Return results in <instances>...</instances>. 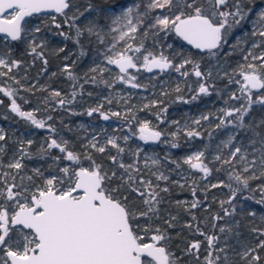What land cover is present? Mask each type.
<instances>
[{"label": "trees", "instance_id": "16d2710c", "mask_svg": "<svg viewBox=\"0 0 264 264\" xmlns=\"http://www.w3.org/2000/svg\"><path fill=\"white\" fill-rule=\"evenodd\" d=\"M130 2L138 3L141 9L146 4L145 0H70V8L66 9L64 14L56 12L43 14L41 27L46 36H52L54 40L39 44L42 46L37 47L36 53H43V56L32 52L31 47L34 43L28 40L25 34L20 41L10 40L14 45L13 55L10 57L9 68L0 65V87L12 90L13 97L0 92V120L7 123L4 133L7 148L18 147L22 152L23 167L15 172L13 179H10L11 184L17 185L13 191L23 192L25 188L33 187L34 180L29 171L30 166L36 161H40L44 168L48 167L62 177L63 185L69 183L68 176L71 175V171L77 170L81 164L91 168L93 161L95 164L114 166L130 162L133 155L131 156L127 151L128 146H125L126 140L124 139H121L125 146L123 152H119L118 148L113 146L110 150L105 149L104 152H99L97 149L81 145L83 139L80 138V132L76 129L77 120L79 118L98 120L102 116L101 112L107 114L105 111L109 104L116 108L119 106L127 108L123 115L115 116L108 113V116L110 115L114 122L124 125L125 129L133 132L134 135L140 134L138 129L142 116L157 120L161 124L163 119L173 116V110L181 107L183 103L190 101L193 103L196 101L197 105L202 103L204 97L202 93H199V87L203 82L209 84L208 89L211 91V96H216L227 106L231 105L232 99L227 95L231 92L237 94L243 82L240 73L242 69H247V63L250 64L244 58L249 42L254 38L249 32V18L254 16L257 4L264 0H239L241 9L246 14L245 19L226 31L224 35L226 42H223L219 49L213 50L215 55H211L208 50L200 52L189 46L188 49H182V52H188L189 61H191L179 71V73H187L185 81L179 86L169 85V88L165 89L166 92L161 94L162 97L160 96L161 102L148 107L134 106V96H130L127 98L128 101L124 102V98L119 100L117 97L109 98L112 96L111 93L108 94L105 103L99 105L95 103L99 94L105 93L108 88L113 90L119 86V83L111 85L107 72L102 71L101 63L98 64L95 60V57L101 56L102 60L106 61V57L112 55V48L105 47L107 40L104 33L108 22L100 10L115 9ZM173 2L175 4L176 0ZM236 2L237 0H229L228 5L222 6L220 10L234 11ZM198 3L206 13L215 10L211 0H198ZM89 5L92 6L91 9ZM165 9L168 15L176 12L175 8L171 12ZM41 15L34 14L30 18H39ZM53 17H55V22H53ZM144 19L145 24L135 34V40H132L134 47L143 44L141 52L149 51L151 43L165 46V42L169 39L174 44L186 45L174 31L149 28L147 24L149 17H144ZM90 20L98 23L99 27L95 31L100 33V38L86 31V27L90 26L88 23ZM229 23H232L231 18H229ZM56 24L60 27L57 28ZM76 26L83 30L79 37L76 36ZM241 32L240 38H237V34ZM257 37L258 48H264V37L259 36L258 33ZM101 38L103 43L100 42ZM129 54L133 55L139 64L141 63L140 53L130 52ZM13 61H18L19 64L12 67ZM240 61H244V64ZM93 65L96 66L93 67ZM172 65L171 68L176 69L175 60L172 61ZM196 65L202 73L201 77L195 75ZM111 66L117 69L115 65ZM258 70L264 73V69ZM116 72L121 74L118 70ZM129 72L139 75L144 72V69L142 70L139 66L138 69H129ZM2 73H7V75H2ZM164 74H167V71L160 72V75ZM54 92H59L60 96H54ZM259 92L264 94V90L253 91V94L257 96ZM13 99L22 111L32 112L36 119L43 120L45 127L39 128L12 111L10 103ZM60 100H64L65 103L61 105ZM87 102H90L88 104L90 108L81 110ZM97 107H100V112H93L91 116L87 114L90 109ZM248 119L250 122L261 119L264 124V105L254 103L247 113ZM34 130L41 134L50 133L56 141L65 143L67 150L77 154L80 160L77 162L65 159L66 152H61L57 148H38L34 142L29 144L28 138L22 137L21 133ZM208 130L209 128H205L201 133L202 139L206 141V154L203 161L210 170V176L222 182L217 187H207L204 182L207 176H203L183 186L170 182L167 184V191H163L159 187L149 188L145 183L142 184L138 181L136 173L125 174L122 179L118 177L116 181L123 180L127 186V195L123 203L130 212L136 215V219L131 223L134 227L139 226L138 234L144 237L145 242L151 240L152 234L159 229L160 233L166 236L162 243L170 254L173 264H206L205 257L212 259L214 264H249L251 255L256 254L260 255L261 260L252 262V264H264V249L257 247L259 242L264 240V235L253 231V229L264 230V203H261L264 199V191H262L264 189V164H254L247 172H244L236 168L228 154L219 155V160L215 159L216 157L212 154L213 151L215 152L212 147L213 139ZM163 140L167 141L170 149L167 157L170 164L174 165L173 173L175 174L185 165L181 156L185 153L186 147L189 144L195 145L199 141L198 136H189L188 132L184 131L177 135H170V140H165L163 133L158 142ZM88 157H91V160ZM111 157H116V161L114 162ZM229 159L232 161L231 164L223 163L224 160ZM65 167L70 169L67 176L61 171ZM230 174H242L245 177L255 178L249 179L248 187L245 188L235 180H230ZM129 175L134 178L132 181H129ZM136 189L144 193L149 191L158 193L159 202H153L152 211H148V205L144 203V200L149 197L140 196ZM234 190H237L235 198L229 203ZM31 193V190H27L24 195L30 196ZM115 195L119 196L117 192ZM136 195H139L141 200L134 199ZM187 197L193 199L190 206L182 202V199ZM11 202L6 201L5 195H0V206L9 210ZM194 203L195 207H193ZM142 212H147V216L139 215ZM13 228L15 226H12ZM221 228L224 229L223 232ZM211 237L217 239L209 245L208 238ZM194 242H199L198 250H190V245ZM248 249H255V252L244 258L243 253ZM0 251L4 252L2 248ZM0 258H2L1 255Z\"/></svg>", "mask_w": 264, "mask_h": 264}, {"label": "snow or ice", "instance_id": "6c2138e0", "mask_svg": "<svg viewBox=\"0 0 264 264\" xmlns=\"http://www.w3.org/2000/svg\"><path fill=\"white\" fill-rule=\"evenodd\" d=\"M211 2L215 10L207 13L198 3V0H191V2L189 0H176L175 4L173 0H150L143 13L139 11V4L126 6L119 13L108 9H101L100 11L103 16L111 20V25H114V27L110 26L109 30L118 32V37L113 38L112 49L116 48L119 41H125L126 38L135 40V34L145 24L144 17L148 16L152 10L167 8L171 12L175 8L176 12L172 15L156 16L154 22L149 24L148 27L159 31H174L176 35L182 37L183 40L195 48L207 49L211 55H215L216 53L213 50L219 49L222 43L226 42L224 40L226 31L234 25L240 24L245 19L246 14L242 11L239 0L234 5V11L220 10L222 6L226 7L228 5L229 0H211ZM91 7L89 5L90 9ZM69 8V0H0V34H3L5 39L20 41L27 31L24 27L25 18H30L34 14H39L47 9H54L56 13L64 14L65 10ZM229 18L232 20L231 24ZM53 22H55V17H53ZM88 23L90 26L86 27V31L100 38V33L95 31L99 27L98 23L95 20H90ZM259 24L261 29H264V11L259 13ZM56 27L59 28L60 25L56 24ZM34 30L36 32L40 31L39 27ZM82 31L79 26H76L77 37L82 35ZM61 34L63 35V33ZM253 34L256 35L257 33L254 32ZM258 35L264 37V30H260ZM100 42L103 43L102 38ZM41 46L33 44L31 47L32 52L36 53L37 47ZM142 47L143 44L134 47L133 44L127 43L123 50L115 51L114 55L106 57L109 64L119 67L121 75L117 79L130 84L134 88L140 87V85L134 82L136 80L135 76L127 74L129 69H136L138 63L133 55L128 53H140ZM36 54L43 56V53ZM252 59L260 60L259 68L264 69V54L253 56ZM190 62L187 59L184 60L175 70L179 72L185 64ZM18 64V61H13L11 66L15 67ZM0 65L5 68L10 67L4 59H0ZM141 66L148 71L152 69L164 71L173 67L168 57L163 54L156 56L150 52L143 55ZM195 67L197 69L195 75L201 77L202 73L198 70L199 66L196 65ZM2 75H7V73H2ZM69 75L71 76V73ZM240 75L243 79L240 92L244 96L245 104L241 105L240 108L226 110L224 114L227 117L236 114L237 120L240 122L239 126L242 127L244 117L252 105L254 103L264 105V95L258 96L255 100L253 99V90H264V73L259 72L256 64H248L247 70L242 69ZM236 83H240V81H236ZM208 91L207 86L200 85L199 93L208 94ZM0 92L8 97H13V91L8 88L0 87ZM53 95L58 97L60 93L54 92ZM73 96H75V93H73ZM230 98L240 99L235 93ZM59 103L63 105L65 101L60 100ZM11 108L12 111L27 119L33 125L39 128L45 127V122L36 119L32 112L22 111L15 99L12 100ZM93 112H100V107L90 109L87 114L91 116ZM101 115L105 120L109 119V116L102 112ZM112 115L119 116L120 113H112ZM203 118L207 119V117ZM231 122L229 121V123ZM224 123L225 121L221 120L217 127L224 125ZM139 132L140 138L145 141L159 140L161 137V133L152 130L148 122H143L140 125ZM188 135H199V133L189 131ZM4 139L2 130H0V140ZM232 139L234 137H230L226 143L230 144ZM28 143L31 144V141H28ZM108 143L113 147H117L119 152L124 151L123 148H119L114 139H109ZM91 146L96 147L95 144ZM48 147L66 152V159L69 161L78 162L80 160L77 154L61 147V144L57 143L55 139L51 140ZM97 150L104 152L105 148L100 147ZM238 153H241V149L236 147L231 153L232 158L234 159ZM203 155L202 152L195 153L189 156L185 163H188L192 168L200 169L207 176L210 170L202 161ZM240 158L244 160V154H241ZM88 159L91 160V157H88ZM111 159L114 162L116 161V157H111ZM215 159L219 160L220 157L217 156ZM153 163H156V161H153ZM223 163L231 164L232 161L230 159L224 160ZM254 163L255 161L249 162V166ZM262 163H264V159H262ZM92 164L91 168L80 166L78 170H72L71 175L68 176L69 183L67 187L58 186L63 185L64 181H58L56 177H53L47 179L43 187H37L36 191L31 193L30 196L24 195L27 192L26 188L23 192L13 191L17 187L15 184L8 186L4 193H0V195H5L6 201H14V210L11 213L8 208L0 206V248L4 250V257L0 258V264H153V262L154 264H173L166 247L160 244L166 239V236L160 233L159 229H156L155 231L160 234L152 235L151 242H145L144 237L138 234L139 226L134 227L133 223H130V221L136 219V215L130 212L125 204L121 202V199L117 198L115 193L118 189L110 188L105 183L106 180H110L112 177H109L106 172L102 174L101 166L96 165L94 161ZM119 166L125 168L123 163ZM8 167L19 170L23 165L18 160L13 164H9ZM127 167L132 168L133 166L128 165ZM134 170L138 171L137 169ZM248 170V167L244 168V172ZM36 171L39 174V170ZM61 171L66 176L70 173L68 167L61 169ZM115 175V172H113L112 176ZM159 178L167 179L164 176ZM252 178L255 177H245L242 174L229 175L230 180H235L245 188L248 187L249 179ZM133 179L129 175V181ZM141 183H146L149 188L151 187L150 182L141 180ZM213 187H217V185H213ZM136 191L142 197L145 195L149 197L144 200V203L148 205V211H152L153 202H159L157 200L158 193L155 191L144 193L140 192L139 189H136ZM163 191H167V189H163ZM236 191H233L229 203H231V199L235 198ZM21 198L24 200L23 203H21ZM261 203H264V199L261 200ZM195 206L194 203L193 207ZM147 214V212H142L139 215L147 216ZM16 225H22L24 228L30 229L31 236H25V243L17 246L14 250L10 232L12 226ZM221 231L223 232L224 229L221 228ZM253 231L264 235V230L253 229ZM215 239L217 238H208L209 245H212ZM257 247L264 249V240H261ZM199 248V242L190 245V250H198ZM254 252L255 249H248L243 253V257L247 258ZM205 260L206 264H214V261L209 257H205ZM260 260V255H251L249 264Z\"/></svg>", "mask_w": 264, "mask_h": 264}, {"label": "rangeland", "instance_id": "374dc122", "mask_svg": "<svg viewBox=\"0 0 264 264\" xmlns=\"http://www.w3.org/2000/svg\"><path fill=\"white\" fill-rule=\"evenodd\" d=\"M150 0H145L144 8H139L140 12H144L147 8ZM138 4V3H136ZM134 3H127L125 6H120L117 8H108V10L112 12L119 13L122 8L126 6H132ZM254 16L249 18V32L250 36L254 37L245 51L244 58L247 57V60L250 64H256L258 69L261 64L260 60H253V56H260L264 54V48H258V37L257 34L261 29L259 24V13L260 11H264V5H261L256 8ZM142 10V11H141ZM165 11L166 9H154L148 14L149 21L148 25L154 22V18L156 16L168 15ZM42 14L39 18H27L26 23H24V27L26 28V37L32 43L39 45L41 43H46L47 41H54L52 36H46L45 31L42 29V20L46 13ZM39 14V15H40ZM135 16V13H134ZM104 17V16H103ZM106 21L108 24L106 25V31L104 33L107 43L105 47L112 48V44L114 42L113 38L118 37V32H111L110 26L111 20L108 17ZM135 23V20L133 21ZM23 23V22H22ZM39 27L40 31L36 32L34 29ZM126 30V29H125ZM247 32L246 30L244 31ZM239 33L237 34V38H240ZM56 41V40H55ZM243 41V40H242ZM127 43L132 44V40L119 41L116 44V48L112 49L111 54L114 55L115 51H121L125 47ZM149 51L140 52L139 57H143V55H147L149 52L153 55L159 56L163 54L165 57H168L169 60L174 61L176 66H179L183 63L184 60H189L190 55L188 52H182V49H188V45L182 44H174L171 39L165 42V46L156 45L155 43H151L149 46ZM14 45L10 41V39H5L2 34H0V59H4L10 66V57L13 55ZM111 55V56H112ZM101 56L95 57L96 63H101L102 71L107 72V76L111 79V85L118 84L117 88L110 90L108 88L105 93L99 94L97 99H95V103H99V105L105 103V100L108 98V94L112 93V97H117L118 100L120 98H124V102L128 101L127 98L130 96L135 97V101L133 102L134 106L140 107H148L151 104H156L161 102V94H163L165 89L169 88V85L174 84L176 86L181 85L185 81V74L179 73L175 70V68H171V70L167 71V74L160 75L159 72H152L150 74L145 71L142 74H134L129 72V76H135V83L139 84L140 87H132L130 84H126L123 81L117 79V77L121 74L116 72V70L108 63V61H103ZM136 59V58H135ZM137 61V60H136ZM240 63L244 64V61H240ZM142 64V60L140 66ZM248 65V63H247ZM3 66V65H2ZM96 65H93L95 67ZM142 67V66H141ZM144 68L142 67V70ZM247 70V69H246ZM207 83V82H206ZM208 84V83H207ZM209 86V84H208ZM210 87V86H209ZM211 91L209 89L208 94H203L204 100L200 104H196V101L183 103L181 107L173 110L172 115L163 119L162 123H158L159 121L149 118L147 116H142L139 123L140 125L143 122H148L149 127H154L164 133V139L170 140V135H177L184 131L189 132L192 131L194 133H199L198 142L193 144H189L185 153L182 154L181 159L184 162V166H182L179 170L173 173L174 165H171L168 161L167 153H169L170 149L168 148L167 141L157 142L155 144H149L142 140L139 135H134L133 132H129L125 129L124 125L118 124L114 122L110 115L109 119L105 120L103 116L98 120L93 118H79L77 120L76 129L80 132V138L83 139L81 145L87 148H93L91 145L95 144L96 147L94 149H98L100 147H104L107 150H110L111 144L108 143L109 139H114L116 144L120 146V148H124L128 146L127 151L131 154L132 160L130 162H125V168H121L119 166L109 165V164H96L101 166L102 174L106 172L109 177H112L110 180H106L105 182L110 188H117V193L119 196L117 198L121 199V202H124V197L127 195V186L125 185V181H116V178L122 179L125 174L136 173L138 175V181L141 182H150L151 186L159 187L160 189H168V183H175L179 186H183L186 183L191 184L192 181L197 180L205 174L200 169L192 168L188 163H185L186 159L189 156L194 155L195 153L202 152L204 155L202 157V161L205 157V139H202L201 133L205 130V128H209L208 131L211 133V137L213 139V145L215 152L212 154L217 157L219 155L228 154L230 158L234 161L236 168L239 170H244L245 167H252L254 164L262 163V159H264V124L261 119H256L254 121L247 120V115L244 117L243 126H239L240 122L237 120V115L234 114L232 117L225 116L224 112L233 108H240L241 105L245 104L244 96L241 94L240 89L238 90L236 96L240 97V99H232L231 107L227 106L223 102L219 101L217 97L211 96ZM228 98L232 96V92L227 95ZM162 97V96H161ZM258 96L253 94V99L255 100ZM90 102L84 104L81 110H87L90 108L88 105ZM94 105L96 106V104ZM94 106V107H95ZM127 108L125 106H119V108L114 107L109 104L105 113H120L123 115L126 112ZM203 117H207L204 119ZM221 120H224V125L217 127L220 124ZM198 121V123H197ZM229 121H232L229 123ZM160 124V126L158 125ZM7 123L1 122L0 120V130H2V134L4 135L7 129ZM139 130V129H138ZM22 137L28 138L29 141L34 142L36 147L38 148H46L51 142L52 135L50 133L41 134L37 130L32 132L24 131L21 133ZM230 137H234L230 144L226 142ZM127 138V139H125ZM121 139L126 140V145L123 146L124 143L121 142ZM57 143L61 144V147H65L66 145L63 142L57 141ZM164 147V148H163ZM236 147L241 149V153H238L236 157L233 159L231 153L235 150ZM67 149V148H66ZM162 151L166 152L163 153ZM241 154H244L245 159L241 160ZM66 156V155H65ZM22 152L20 148L15 147L14 149L7 148L6 142L4 140H0V193L5 192L6 188L11 184L10 179H13L15 172L17 169L8 167L9 164H13L16 161H20L22 163ZM66 159V158H65ZM156 161V163H153ZM255 161V163L249 166V162ZM203 163L206 165L205 161ZM264 164V163H263ZM128 165H132V168H128ZM81 166L88 167L84 164ZM208 167V166H207ZM39 170V174L36 170ZM137 169L138 171H135ZM78 170V169H77ZM30 175L32 176L34 183L32 188H27V190H31L32 193L36 191L37 187H43L44 183L47 179L56 177L57 180H63L62 177H59L53 170L44 168L40 161L34 162L30 166ZM115 172V176H112V173ZM210 172V171H209ZM164 176L167 179H160L159 177ZM204 182L209 186L219 185L222 181L214 180L210 174L204 178ZM145 185H147L145 183ZM62 187H67L68 184L58 185ZM178 191H180L178 189ZM27 196V195H25ZM134 199L141 200L139 195H136ZM133 199V200H134ZM192 198H184L182 202L188 204L190 206V202ZM24 200L21 198V203ZM14 210V201L11 202V207L9 208V212L11 213ZM10 236L12 237L13 248L17 246L23 245L25 243L24 237L31 236V230L26 229L21 225L15 226L10 232ZM18 242V243H17ZM163 245V243L161 242ZM1 257L4 256V252L0 251ZM173 257V256H172ZM171 258V256H170ZM174 258V257H173ZM171 260V259H170ZM154 264V262H153Z\"/></svg>", "mask_w": 264, "mask_h": 264}, {"label": "water", "instance_id": "95a60500", "mask_svg": "<svg viewBox=\"0 0 264 264\" xmlns=\"http://www.w3.org/2000/svg\"><path fill=\"white\" fill-rule=\"evenodd\" d=\"M70 1V0H69ZM51 12H55V10L54 9H47V10H45V11H43V12H41V13H51ZM40 14V13H39ZM25 19H27V18H25ZM3 35V34H2ZM182 38V37H181ZM183 39V38H182ZM185 43H187V44H189L187 41H185V40H183ZM191 45V44H190ZM193 46V45H192ZM194 47V46H193ZM197 49V48H196ZM199 50H204V49H199ZM130 55V54H129ZM135 59V58H134ZM138 63V62H137ZM116 67L117 68H119L117 65H116ZM137 68H139V63H138V67ZM168 70H171V68H169V69H166L165 71H168ZM158 71H160L159 69H152L151 71H148L147 69H145V72L146 73H148V74H150V73H152V72H158ZM10 105H11V103H10ZM151 128V127H150ZM152 130H154V131H157L155 128H151ZM145 141V140H144ZM145 142H148V143H151V144H153V143H156V142H158V140H147V141H145ZM81 166V165H80ZM79 166V167H80ZM83 167H85V166H83ZM130 223H131V221H130ZM17 226V225H16ZM22 226V225H21ZM27 229V228H26ZM155 234H158L157 232L156 233H153L152 235H155ZM146 242H151V240H149V241H146ZM160 244H161V242H160ZM162 245V244H161ZM163 246V245H162Z\"/></svg>", "mask_w": 264, "mask_h": 264}, {"label": "flooded vegetation", "instance_id": "af4514ba", "mask_svg": "<svg viewBox=\"0 0 264 264\" xmlns=\"http://www.w3.org/2000/svg\"><path fill=\"white\" fill-rule=\"evenodd\" d=\"M261 5H264V2H260L259 4H257V6L255 7V9L257 8V7H259V6H261ZM257 10V9H256ZM239 34V33H238ZM185 44H187V43H185ZM189 47H193L192 45H190V44H187ZM193 48H195V47H193ZM196 49V48H195ZM197 50H199V49H197ZM200 52H204V51H207V49H204V50H199ZM129 54V53H128ZM131 55V54H130ZM135 58V57H134ZM136 60V59H135ZM139 63V62H138ZM116 66V65H115ZM139 66H140V64H139ZM117 68V67H116ZM119 69V68H118ZM136 69H138V68H136ZM144 71H145V69H144ZM159 73L161 72V70L160 71H158ZM203 84L205 85V86H207V87H209L208 86V84L206 83V82H203ZM242 84H243V82H242ZM253 91H259V90H253ZM260 95H264V94H261L260 92L259 93H257V96H260ZM107 115V114H106ZM160 126V125H159ZM152 128V127H151ZM154 128V127H153ZM156 129V128H155ZM157 131H159L158 129H156ZM160 133H161V137H162V132L161 131H159ZM160 137V138H161ZM148 143V142H147ZM157 143V142H156ZM149 144H151V143H149ZM153 144H155V143H153Z\"/></svg>", "mask_w": 264, "mask_h": 264}]
</instances>
